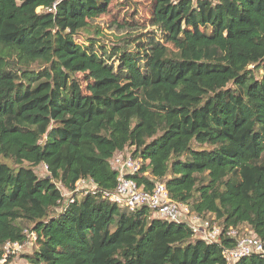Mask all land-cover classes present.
<instances>
[{
    "label": "trees",
    "instance_id": "obj_1",
    "mask_svg": "<svg viewBox=\"0 0 264 264\" xmlns=\"http://www.w3.org/2000/svg\"><path fill=\"white\" fill-rule=\"evenodd\" d=\"M147 1L160 40L108 50L90 35L113 0H0V158L14 164L0 161V258L28 229L30 264H226L232 240L208 244L147 208L88 194L55 210L58 183L113 190L109 160L126 148L137 184L264 239V0Z\"/></svg>",
    "mask_w": 264,
    "mask_h": 264
},
{
    "label": "built area",
    "instance_id": "obj_2",
    "mask_svg": "<svg viewBox=\"0 0 264 264\" xmlns=\"http://www.w3.org/2000/svg\"><path fill=\"white\" fill-rule=\"evenodd\" d=\"M109 165L117 172L113 190L100 191L91 178L79 179L71 190L58 183L61 188L58 184L57 188L62 199L58 201V208L55 210L60 212L88 194H100L103 200L121 211L133 213L147 208L161 221L186 225L194 238L208 244L219 243L223 238L232 240L233 246L222 251L226 264H236L254 255L264 257V239L256 236L247 225L225 228L213 214H199L190 210L186 204L174 201L163 183L154 182L150 189L137 184L132 176L141 170L142 160L126 152V149L115 152L109 160ZM23 235L25 236L23 242L4 244L0 264H7L24 248L33 246L36 240L35 233L24 229Z\"/></svg>",
    "mask_w": 264,
    "mask_h": 264
},
{
    "label": "rangeland",
    "instance_id": "obj_3",
    "mask_svg": "<svg viewBox=\"0 0 264 264\" xmlns=\"http://www.w3.org/2000/svg\"><path fill=\"white\" fill-rule=\"evenodd\" d=\"M37 11H40V8H38ZM150 16L151 2L147 0H113L108 13L92 23L93 27H98L99 29L98 33L95 34L94 28L91 31L90 37L100 40L102 45L108 50L112 46H117L121 42V39L128 36V34H141L142 37L154 35L160 40L161 37L159 31L154 30V28L150 26ZM125 23L129 24L127 28L119 27L124 26ZM129 27L132 30H130ZM86 38L87 37L84 36H78L76 37V40L81 44L88 45L89 43ZM81 77L83 76L79 74V78ZM133 151L134 148H126V152L129 154ZM0 161L14 165L10 160H5L3 158H0ZM23 164L26 165L27 163ZM35 173L38 177L46 176L47 172L45 166L40 165L39 167H36ZM58 186L60 187L59 184ZM62 193L65 194L63 190ZM25 228H31V224H26ZM249 230L251 231L250 227ZM31 248H24L22 252L11 258L7 264H30L24 256H26L25 254L30 253Z\"/></svg>",
    "mask_w": 264,
    "mask_h": 264
}]
</instances>
